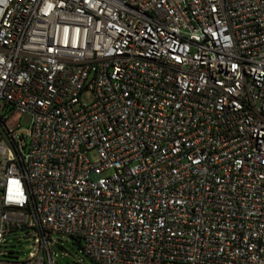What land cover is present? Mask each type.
Instances as JSON below:
<instances>
[{"label":"built area","instance_id":"built-area-1","mask_svg":"<svg viewBox=\"0 0 264 264\" xmlns=\"http://www.w3.org/2000/svg\"><path fill=\"white\" fill-rule=\"evenodd\" d=\"M22 228L38 254L0 264H57L53 234L264 264V0H0V241Z\"/></svg>","mask_w":264,"mask_h":264},{"label":"rangeland","instance_id":"rangeland-1","mask_svg":"<svg viewBox=\"0 0 264 264\" xmlns=\"http://www.w3.org/2000/svg\"><path fill=\"white\" fill-rule=\"evenodd\" d=\"M92 99L93 96L90 92H85L81 96L83 103H90ZM30 122L31 115L24 113L19 120L12 118L10 125H17L21 129H25L30 126ZM36 237V232L28 228H22L6 235L0 241V259L26 260L35 257L39 251V241ZM49 248L51 257L57 264H96L83 254L70 237L53 234L49 241ZM43 258L45 259V256Z\"/></svg>","mask_w":264,"mask_h":264},{"label":"trees","instance_id":"trees-1","mask_svg":"<svg viewBox=\"0 0 264 264\" xmlns=\"http://www.w3.org/2000/svg\"><path fill=\"white\" fill-rule=\"evenodd\" d=\"M2 121H4V119L1 118ZM73 239L74 241V244L77 245V247L82 251V244H81V241L80 239L78 238H74V237H70Z\"/></svg>","mask_w":264,"mask_h":264},{"label":"crops","instance_id":"crops-1","mask_svg":"<svg viewBox=\"0 0 264 264\" xmlns=\"http://www.w3.org/2000/svg\"><path fill=\"white\" fill-rule=\"evenodd\" d=\"M15 118H16V117H15ZM15 118H14V119H15Z\"/></svg>","mask_w":264,"mask_h":264}]
</instances>
